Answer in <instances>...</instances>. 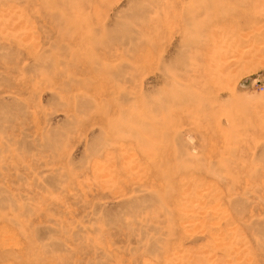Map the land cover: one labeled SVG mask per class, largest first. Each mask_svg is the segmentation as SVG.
I'll return each instance as SVG.
<instances>
[{
	"label": "rangeland",
	"instance_id": "374dc122",
	"mask_svg": "<svg viewBox=\"0 0 264 264\" xmlns=\"http://www.w3.org/2000/svg\"><path fill=\"white\" fill-rule=\"evenodd\" d=\"M0 234V264H264V0H0Z\"/></svg>",
	"mask_w": 264,
	"mask_h": 264
},
{
	"label": "bare ground",
	"instance_id": "6f19581e",
	"mask_svg": "<svg viewBox=\"0 0 264 264\" xmlns=\"http://www.w3.org/2000/svg\"><path fill=\"white\" fill-rule=\"evenodd\" d=\"M235 64H236V63H235ZM6 233H7V232H6ZM9 235H10V234H9ZM4 237H5V236H3V234H2V235L0 234V241H1V243H4ZM6 237H8V236H6Z\"/></svg>",
	"mask_w": 264,
	"mask_h": 264
}]
</instances>
